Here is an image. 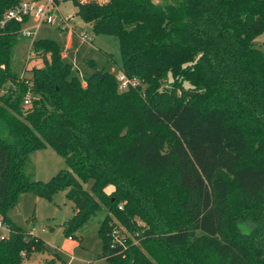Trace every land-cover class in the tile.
I'll list each match as a JSON object with an SVG mask.
<instances>
[{
	"label": "trees",
	"instance_id": "16d2710c",
	"mask_svg": "<svg viewBox=\"0 0 264 264\" xmlns=\"http://www.w3.org/2000/svg\"><path fill=\"white\" fill-rule=\"evenodd\" d=\"M64 1L118 41L119 70L140 85L70 80L51 40L32 43L44 65L20 80L12 62L26 18L6 20L20 0H0V264L45 251L8 218L25 191H66L69 239L106 209L97 258L110 264H264V218L249 234L235 225L264 203V0ZM47 146L68 170L45 183L31 155Z\"/></svg>",
	"mask_w": 264,
	"mask_h": 264
},
{
	"label": "rangeland",
	"instance_id": "374dc122",
	"mask_svg": "<svg viewBox=\"0 0 264 264\" xmlns=\"http://www.w3.org/2000/svg\"><path fill=\"white\" fill-rule=\"evenodd\" d=\"M160 1L153 0L152 3L158 5ZM57 6L54 24H42L37 29L33 20H29L28 24L22 26L21 30L29 29L34 36L19 39L13 52L12 67L15 73L18 76L25 73L26 77H32L31 71L44 65L41 59L36 58L32 43L51 40L58 46L62 63L70 67L68 74L70 80L83 82L96 72L115 77L122 68L118 41L112 36L94 35L90 25L76 15L72 1L60 2ZM84 35L90 38L89 42L81 39ZM47 59L49 61V57ZM2 94L3 91H0V95ZM249 148L254 154V148L252 146ZM252 159L249 152L242 160V165L253 163ZM31 166L34 179L45 183L58 172L68 170L65 160L48 146L36 150L31 155ZM91 186L92 183L88 182L83 188L89 191ZM65 194L66 191H58L50 199L39 198L32 191H25L19 195L15 208L8 213V218L26 233L39 238L45 246V251L39 254L30 257L26 255L27 259L21 264H110L106 259L97 258L102 250L99 229L107 215L106 209L98 210L73 233V238L69 239L64 235L63 226L72 218L73 206L67 201ZM251 211L249 217L254 218L248 217L246 221L235 222L236 227L241 226L243 229L241 231L248 234L255 231L256 220L264 218V203H260ZM7 235L8 231L3 225L0 228V239Z\"/></svg>",
	"mask_w": 264,
	"mask_h": 264
},
{
	"label": "built area",
	"instance_id": "2783aa9c",
	"mask_svg": "<svg viewBox=\"0 0 264 264\" xmlns=\"http://www.w3.org/2000/svg\"><path fill=\"white\" fill-rule=\"evenodd\" d=\"M42 2V3H41ZM57 0H32L31 2H20L19 5L7 12L5 19L14 20L16 22H22L25 18L26 21L23 25L28 24L29 20H33L35 28H39L42 24H54L56 22L55 13L57 10ZM0 25H4V21H0ZM34 33L29 29H22L20 31L21 38H32ZM81 39L84 42H89L90 38L86 35L82 36ZM20 80H28L25 73L19 75ZM117 82L118 92L128 91L130 88H136L140 85V82L136 79H129L123 73H119L115 76ZM28 84V81H25ZM82 86H86L85 80L82 82ZM161 92V89L159 90ZM32 94L28 91L23 98V106L28 107L31 103ZM3 227L0 221V228ZM25 264V263H23Z\"/></svg>",
	"mask_w": 264,
	"mask_h": 264
},
{
	"label": "crops",
	"instance_id": "0c3cea01",
	"mask_svg": "<svg viewBox=\"0 0 264 264\" xmlns=\"http://www.w3.org/2000/svg\"><path fill=\"white\" fill-rule=\"evenodd\" d=\"M71 37V36H70ZM255 43H256V45L259 47V48H261V50H263L264 51V34L262 35H260V36H258L256 39H255ZM33 179H34V177H33ZM35 180V179H34Z\"/></svg>",
	"mask_w": 264,
	"mask_h": 264
},
{
	"label": "water",
	"instance_id": "95a60500",
	"mask_svg": "<svg viewBox=\"0 0 264 264\" xmlns=\"http://www.w3.org/2000/svg\"><path fill=\"white\" fill-rule=\"evenodd\" d=\"M95 75H96L97 77H99L100 79H102V74H101L100 72H96Z\"/></svg>",
	"mask_w": 264,
	"mask_h": 264
}]
</instances>
